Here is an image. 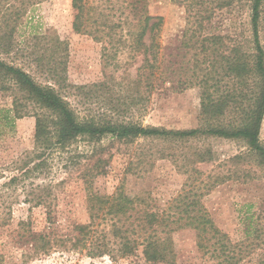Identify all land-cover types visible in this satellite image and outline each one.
Segmentation results:
<instances>
[{
	"label": "trees",
	"instance_id": "trees-1",
	"mask_svg": "<svg viewBox=\"0 0 264 264\" xmlns=\"http://www.w3.org/2000/svg\"><path fill=\"white\" fill-rule=\"evenodd\" d=\"M26 1L30 4L42 0ZM171 1L185 4L191 25L184 35V48L190 53L191 64L182 73L164 65L160 42L163 18L148 13V0H120L121 5L131 9L130 14L137 19L134 24L133 17H126L123 24L128 26V38L124 43L112 38L109 32L112 26L100 6L101 0H73L76 10L73 28L75 32L93 35L96 39L101 38L98 33H107L112 38L110 43L131 42V49L144 60L138 68L136 83L139 87L145 82L146 88L154 91L161 84L175 81L172 75L178 76L181 89L199 87L197 127L144 126L114 114L80 116L63 94L67 80L68 44L59 37L53 42L51 60H44L42 55L30 60L36 63V72L13 60L0 58V92H9L13 97L12 108L0 109V120L4 121H0V125L14 126L18 119L27 116L36 118L33 148L8 167L14 169L12 175L7 176L0 169V180L5 179L0 184V191L3 188L16 191L25 184L26 201L35 207H45L49 223L48 232H30L28 242L32 249L23 254L20 264L58 249L86 253L92 258L109 256L114 262L139 256L140 250L144 264H180L175 237L181 230H192L198 249L215 264H239L246 258L242 246L236 248L237 245L217 226L203 203L207 194L226 182L227 175L223 172L210 174L205 180L202 177L205 172L199 165L212 164L217 154L212 147L194 146L193 143L208 138L241 142L246 151L231 160L238 163L250 159L264 169V143L261 139L264 121V46L261 40L264 0ZM242 2H246L251 13V35L245 44L239 40L228 44L229 36L205 32L218 10H229ZM27 8L24 5L16 10L9 2L0 0V49L4 54L15 51L23 55L15 36ZM107 27L110 30L107 31ZM35 37L39 38L37 34ZM45 61L48 62L45 64ZM40 67L49 73L47 82L37 75ZM107 139L108 143L105 142ZM78 140L92 145L86 155L87 164L80 174L86 192V222L71 218V211L66 213L54 207L59 198L52 180L26 184L31 176L50 175L54 155L71 153L70 148ZM139 140L165 145L155 154L151 166L156 159L168 158L177 165L181 163L180 169L188 174L182 192L173 198L167 209L156 206L149 193L130 194L125 181L108 194L95 188V179L109 172L115 145L129 146ZM77 156L68 161L74 167L80 163L77 162L80 156ZM231 172L232 168L228 176L232 175ZM2 196L3 192H0L1 201ZM63 220L66 223H58ZM61 229L66 232L59 233ZM0 264L19 263L7 262L0 256Z\"/></svg>",
	"mask_w": 264,
	"mask_h": 264
},
{
	"label": "rangeland",
	"instance_id": "rangeland-1",
	"mask_svg": "<svg viewBox=\"0 0 264 264\" xmlns=\"http://www.w3.org/2000/svg\"><path fill=\"white\" fill-rule=\"evenodd\" d=\"M19 10L28 6L26 14L20 20L16 33V45L24 51L23 55L12 52L4 54L0 49V58L13 60L36 72L37 65L30 60L42 55L51 60L53 42L56 37L66 41L67 80L63 94L82 117L105 116L114 114L125 120H133L144 126H159L168 129H189L198 126L200 111V89L197 86L181 89L178 76L175 81L161 84L154 91L146 88L145 82L139 87L138 68L143 65V57L130 47L131 42L110 43L107 33L93 35L74 31L73 22L76 10L73 0H42L28 4L25 0H3ZM32 1V0H31ZM102 10L109 16L112 38L123 43L128 38V26L123 24L128 15L136 24L131 9L124 8L120 0H101ZM148 13L161 16L163 25L160 42L163 48V60L166 67L178 73L185 71L191 64L190 53L184 48L185 32L191 27L188 22L185 4L171 0H148ZM250 10L246 2L231 9L218 10L212 23L205 32L229 36L228 44L239 40L243 44L250 39ZM122 23V24H121ZM38 35L39 38L35 37ZM111 38V39H112ZM125 38V39H122ZM261 40L264 46V20L261 26ZM147 41L148 38H147ZM30 53H34L31 55ZM48 61H45V64ZM177 73V74H178ZM48 72L42 67L37 71L43 82H47ZM13 97L9 92H0V109L12 108ZM2 121V120H0ZM4 122V121H2ZM36 118L27 116L18 119L14 126L0 125V164L3 172L9 176L14 171L13 161L32 150ZM264 143V121L261 129ZM109 139L105 140L108 143ZM194 146L212 147L217 159L212 164H200L205 172L202 177L223 172L227 175L225 183L214 188L203 198L217 226L226 232L237 249L245 250L246 258L239 264H264V169L253 164L250 159L234 163L231 159L246 147L241 142L221 138L198 140ZM92 145L78 140L71 153H56L52 171L47 177L31 176L26 184H40L52 180L56 184L58 195L56 208L71 211V218L86 222V192L80 174L87 164L86 155ZM164 144L149 140L125 146L117 143L114 156L106 175L95 179V188L101 193H112L125 181L130 194H151L156 206L167 209L175 196L182 192L188 174L183 173L180 164L171 159H156V153ZM80 156L76 167L68 161ZM78 157V156H77ZM77 159V158H76ZM75 159V161H76ZM73 160V159H72ZM228 163V161H230ZM67 162V165L65 164ZM151 166V167H150ZM232 172L230 176V169ZM234 171V172H233ZM250 171L251 173H248ZM5 179L0 180V184ZM62 182V183H61ZM25 185V184H24ZM15 191L3 188L0 200V256L7 262L21 263L23 254L32 249L30 232H48L45 207H35L26 201L23 186ZM1 189V188H0ZM58 223H66L64 222ZM65 230L59 231L63 234ZM178 262L180 264H215L205 256L196 244L192 230H181L176 234ZM29 241V242H28ZM139 256L114 262L109 256L92 258L86 253L54 250L49 254L36 255L26 264H144L141 251Z\"/></svg>",
	"mask_w": 264,
	"mask_h": 264
}]
</instances>
